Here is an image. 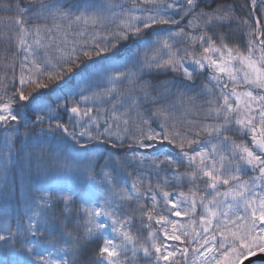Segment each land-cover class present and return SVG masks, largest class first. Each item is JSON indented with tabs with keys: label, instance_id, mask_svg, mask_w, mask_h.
Returning a JSON list of instances; mask_svg holds the SVG:
<instances>
[{
	"label": "snow or ice",
	"instance_id": "snow-or-ice-1",
	"mask_svg": "<svg viewBox=\"0 0 264 264\" xmlns=\"http://www.w3.org/2000/svg\"><path fill=\"white\" fill-rule=\"evenodd\" d=\"M0 254H264V0H0Z\"/></svg>",
	"mask_w": 264,
	"mask_h": 264
},
{
	"label": "water",
	"instance_id": "water-1",
	"mask_svg": "<svg viewBox=\"0 0 264 264\" xmlns=\"http://www.w3.org/2000/svg\"><path fill=\"white\" fill-rule=\"evenodd\" d=\"M255 260H264V254H257L256 256H252L248 258V260H246L244 264H250L251 261Z\"/></svg>",
	"mask_w": 264,
	"mask_h": 264
},
{
	"label": "flooded vegetation",
	"instance_id": "flooded-vegetation-1",
	"mask_svg": "<svg viewBox=\"0 0 264 264\" xmlns=\"http://www.w3.org/2000/svg\"><path fill=\"white\" fill-rule=\"evenodd\" d=\"M250 264H264V260L251 261Z\"/></svg>",
	"mask_w": 264,
	"mask_h": 264
},
{
	"label": "trees",
	"instance_id": "trees-1",
	"mask_svg": "<svg viewBox=\"0 0 264 264\" xmlns=\"http://www.w3.org/2000/svg\"><path fill=\"white\" fill-rule=\"evenodd\" d=\"M0 258H2V254H0Z\"/></svg>",
	"mask_w": 264,
	"mask_h": 264
},
{
	"label": "rangeland",
	"instance_id": "rangeland-1",
	"mask_svg": "<svg viewBox=\"0 0 264 264\" xmlns=\"http://www.w3.org/2000/svg\"><path fill=\"white\" fill-rule=\"evenodd\" d=\"M55 175V174H54Z\"/></svg>",
	"mask_w": 264,
	"mask_h": 264
}]
</instances>
